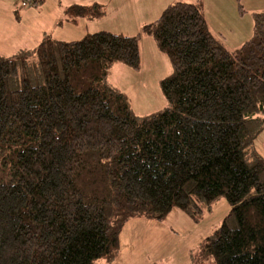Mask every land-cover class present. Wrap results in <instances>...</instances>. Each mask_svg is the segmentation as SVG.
<instances>
[{
	"label": "trees",
	"instance_id": "1",
	"mask_svg": "<svg viewBox=\"0 0 264 264\" xmlns=\"http://www.w3.org/2000/svg\"><path fill=\"white\" fill-rule=\"evenodd\" d=\"M252 14L235 50L200 2H174L144 25L172 66L160 81L166 106L147 115L108 80L114 64L138 68L141 33L45 36L0 56V264H109L130 219L179 209L198 220L221 198L230 211L201 252L264 264V10Z\"/></svg>",
	"mask_w": 264,
	"mask_h": 264
},
{
	"label": "rangeland",
	"instance_id": "2",
	"mask_svg": "<svg viewBox=\"0 0 264 264\" xmlns=\"http://www.w3.org/2000/svg\"><path fill=\"white\" fill-rule=\"evenodd\" d=\"M44 1L46 0L38 4ZM229 1L237 5L234 0ZM8 3L12 9L11 0H8ZM241 4L239 10L242 12L245 11L244 9H249L248 7H260L261 11L264 10V0H241ZM235 10L240 12L238 5ZM23 12L22 9L14 14L0 13V56H13L19 50H23L18 47L23 46L24 43H27L26 46L31 45V38L40 35L43 30L50 27L59 15L58 8L47 6L31 16L22 14ZM244 14L250 18L253 15L251 13L250 16L248 12ZM111 16L113 17L109 15L100 20L103 17L101 15L95 24L110 29L109 23L113 22ZM247 18L243 17L241 24L243 35L250 36L253 24ZM85 22L81 23L82 27L85 26ZM63 23H65L63 19L56 22V36L61 37L60 39L69 37L73 40L83 38L84 34L81 32L78 34L74 26L71 27L68 24L64 26L69 28L67 29L69 33L59 35L65 32L61 29ZM124 66L126 65L121 63L116 65L111 83L129 96L134 113L147 115L163 109L166 106V100L161 91L160 81L172 73V66L167 55L160 51L156 43L153 47L144 43L138 68L124 69ZM256 140L260 147L264 140V132ZM229 211L230 205L221 198L213 203L209 210H204L198 220L192 219L179 209L171 211L163 220L136 217L119 236V250L112 264H215L211 257L201 252V243L220 226Z\"/></svg>",
	"mask_w": 264,
	"mask_h": 264
},
{
	"label": "crops",
	"instance_id": "3",
	"mask_svg": "<svg viewBox=\"0 0 264 264\" xmlns=\"http://www.w3.org/2000/svg\"><path fill=\"white\" fill-rule=\"evenodd\" d=\"M177 1H184L189 3L200 2L202 14L204 16L208 29L215 37H217L224 44V46H226L230 50L237 49L251 36V35L250 36L243 35L244 31L242 30V24H241L243 17L244 18L248 17L250 19V23L253 24L252 17L250 18L247 14L244 13L248 12L250 13L251 16V13L262 10L260 9V7L257 8L248 7L249 9H244L245 11L242 12L239 10L240 6L242 5L241 0H234V2L238 5V10L240 12H237L235 10V7L237 5L235 6L229 0H46L42 4L36 5L37 6L36 8L24 9V12L22 14L26 13V15L31 16L42 10L43 7L47 6L51 8H58L59 10L58 19H56L55 22H53L50 27L43 30L42 33H40V35L31 38L32 39L31 45L26 46L27 43H24L23 46H20L18 48L19 49L34 48L45 36H50L54 39L61 41H72L73 39H70L69 37L60 39L61 37L55 35L56 22H58L61 19L65 21V23L61 24L62 27L61 29L65 30V32L59 33V35H63V34L65 35L69 33L67 30L69 28H66L64 24H68L71 27L74 26V29H76L78 34L79 32H81V34L84 35L100 30H106L116 34H123L128 36L136 35L138 33H141L142 27L144 25L149 24L154 20H156L160 16L161 12L168 5ZM74 4L86 5V6L100 5L104 11V14L102 15L103 17H101L100 20L107 18L109 15H113V17L111 16V21L113 22L109 23V25H111L110 29L107 27H104L106 28L104 29L103 27L98 26V24H95L97 18L89 19L86 17H76L75 19H71L67 15L66 9ZM12 9H10L8 0H0V13L3 14V12H7L14 14ZM84 21H86L84 24L85 26L82 27L83 25L81 23H83ZM144 43H148L152 47L153 44L155 45V42L154 40H152V37L144 33H141L139 39L140 52H142L143 50ZM117 64H114L109 72L108 80L111 85H113L111 83V79H112L113 71L116 69ZM124 67H125L124 69L129 68L127 66ZM259 136H261V134ZM260 145L261 146L258 147L256 140L255 141L256 150L264 157V140ZM135 219L136 218L130 219L122 228L121 233L125 231L128 228L129 224ZM114 260L115 259H113V261L110 262L109 264H112Z\"/></svg>",
	"mask_w": 264,
	"mask_h": 264
},
{
	"label": "built area",
	"instance_id": "4",
	"mask_svg": "<svg viewBox=\"0 0 264 264\" xmlns=\"http://www.w3.org/2000/svg\"><path fill=\"white\" fill-rule=\"evenodd\" d=\"M41 1L42 0H13V5L18 9H27Z\"/></svg>",
	"mask_w": 264,
	"mask_h": 264
}]
</instances>
